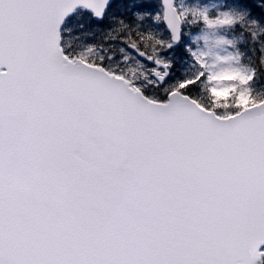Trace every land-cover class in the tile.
Masks as SVG:
<instances>
[{
  "label": "snow or ice",
  "instance_id": "snow-or-ice-1",
  "mask_svg": "<svg viewBox=\"0 0 264 264\" xmlns=\"http://www.w3.org/2000/svg\"><path fill=\"white\" fill-rule=\"evenodd\" d=\"M0 264H264V0H0Z\"/></svg>",
  "mask_w": 264,
  "mask_h": 264
}]
</instances>
